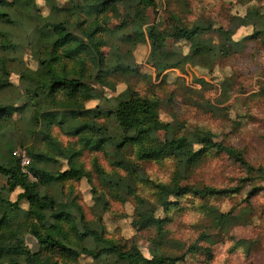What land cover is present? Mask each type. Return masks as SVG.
Wrapping results in <instances>:
<instances>
[{
  "label": "rangeland",
  "instance_id": "rangeland-1",
  "mask_svg": "<svg viewBox=\"0 0 264 264\" xmlns=\"http://www.w3.org/2000/svg\"><path fill=\"white\" fill-rule=\"evenodd\" d=\"M57 2L59 12L49 0L0 1V12L11 17L0 16V80L7 82L0 87V103L22 106L21 111L0 117V158L5 160L12 151L21 160L22 170L29 173L33 154L43 152L53 160L42 159L39 166L64 171L69 168L67 159L46 138L51 135L61 146L79 152L74 159L85 175L50 184L39 181L40 192L57 202L75 200L84 220L121 250L138 247L145 256L162 259L183 256L176 264H264V0H156L155 7L145 9L143 31L138 35L129 21V9L120 2L100 7L91 15L76 5L71 7L70 0ZM43 16L68 21L77 32L95 21L104 27L97 35L103 42L101 63H94L90 54L81 55L87 66L84 77L103 94L101 100L85 98L84 92L70 97L59 87L41 103L47 107L38 114V101L27 99L22 71L37 69L39 59L54 50L37 32ZM175 23H212L233 38L205 33L202 39L213 48L195 53L192 42L172 35ZM154 25L163 38L157 51L172 67L155 66L164 61L152 54L148 28ZM63 64L72 75H78L79 57L62 59L56 64L58 70ZM96 76L103 83H96ZM125 90L156 100L162 127L154 133L147 131L146 142L129 140L122 147L123 155H118L116 145L99 149L82 145L77 136L65 133L54 116L60 110L80 119L84 113L74 104L110 108L113 98ZM97 120L110 129L118 128L108 117ZM198 129L212 132L214 142L241 150L254 170L248 173L238 159L216 147L198 154L191 163L170 152L166 137L188 134L195 138ZM149 142L161 154L141 158L139 150ZM19 152L26 153L29 163L23 164ZM121 157L133 162L135 170L119 165ZM100 170L116 179L114 185L104 182ZM29 176L37 180L31 173ZM175 183L189 190L167 195V203H162L161 186ZM6 184L7 177L0 172V186ZM21 191L16 188L11 199L17 200ZM21 205L29 208L27 202ZM7 218L3 215L1 219ZM10 220L1 230L5 241L14 240L15 230H20L28 246L39 245L28 230L31 218L14 213ZM77 221L80 223L81 216ZM62 228L60 234L41 227V240L49 237L60 244L70 241L78 249L97 248L92 240L79 239L70 223L62 222ZM201 235L205 237L200 239ZM195 245L200 247L188 250ZM206 249L211 250L210 255ZM41 252L54 264H129L108 253L98 258L70 257L43 245ZM0 264L24 262L9 263L0 255ZM135 264L145 263L138 260Z\"/></svg>",
  "mask_w": 264,
  "mask_h": 264
},
{
  "label": "trees",
  "instance_id": "trees-1",
  "mask_svg": "<svg viewBox=\"0 0 264 264\" xmlns=\"http://www.w3.org/2000/svg\"><path fill=\"white\" fill-rule=\"evenodd\" d=\"M118 2L129 9V21L133 29L137 35L141 33L143 31L145 9L155 7L156 0H81L78 4L74 3V0H70L71 7L76 5L87 15H91L94 10H99L100 7H109ZM49 4L56 7V12H59V7H61L59 2L56 3V0H49ZM72 11L75 10L72 9ZM0 16H7V19L11 20L8 13L0 12ZM41 21H43V24L40 28L37 27V32L44 39L52 43L54 50L49 55L39 59L37 69L32 71L24 69L21 73V77L25 82L24 90L27 99L36 100L39 103L37 106L39 111L37 113L39 114L46 109L47 106H41V103L46 101L47 98H51L55 94V91H58L59 87L63 88L70 97H74L79 92H84L85 98L101 100L103 94L91 85L93 82H88L84 77L87 66L85 65V57L81 55L85 53L90 54L91 60L94 63H101V52L99 49L103 45V42L97 35L102 33L100 31L104 30V27L95 21L94 25L89 26L88 29L77 32L68 21L51 19L49 16H43ZM211 31L220 33V35H226V40L233 38L232 34L226 32L223 27H217L212 23L194 26L175 23L172 35L179 40L192 42L194 44V52L201 53L204 49L211 50L213 48V46L207 44V41L202 39L205 33H210ZM148 33L152 41V54L164 61L163 65L157 62L155 66L161 69L172 67L173 64L170 61H165L167 58L164 57L163 59L157 51L163 38L156 33L155 25L148 28ZM2 45L4 46V44ZM55 50L61 51L60 53H56ZM75 57H79L81 63L78 75H72L69 68L64 64L62 69L58 70L56 66L58 62L62 61V59L68 60ZM123 69L127 70L126 67H123ZM94 80L96 83H103V79L98 76ZM6 83V81L0 80V87L5 86ZM129 91L125 90L115 96L113 98L114 104L110 108H103L100 104H97L94 108H86L81 105L79 106L77 103L74 104L75 107H80V110L84 113L85 117H81L80 119H74L67 115V111L62 112L60 110H56L54 116L65 133L77 136L82 145L93 149L116 145L118 155H123L122 147L129 140L139 139V141L146 142L147 131H153L154 133L162 127V122L159 119V103L156 100L141 98L134 91ZM21 110L22 106H17L14 103H0V117L13 115ZM87 114L92 117L88 118ZM99 116H105L110 120H114L117 122L118 128L116 130L110 129L109 124L100 123L97 120ZM196 131L195 138H192L188 134L166 137L170 152L187 158V162L191 163L196 159L198 154L216 147L238 159L246 167L248 173L254 170V167L249 163L241 150L212 141L214 134L210 131L202 129ZM46 138L55 146L56 151L63 158L67 159L68 169L59 172L46 170L39 166L38 162L42 159H48L50 156H47L43 152H37L33 154L34 161L29 168V173L35 176L37 180H31L29 173L22 170L21 160L14 156L12 151L10 156L5 160L0 158V172L7 177V184L0 186V214H2L0 215L1 256L5 257L9 263L23 261L24 264H54L50 258L42 255L41 246L43 245L44 248H53L55 251L60 252V254L70 257H78L80 254H85L98 258L104 253L113 254L119 260H125L129 264H135L138 260L144 261L145 264H176L183 259V256H167L165 259L154 256L147 257L138 247L136 249L121 250L113 241L106 238L99 228L93 227L84 220L83 212L75 200L57 202L52 195L41 193L39 181L50 184L62 181L67 177L80 178L85 175L83 167L77 165L75 162L74 158L79 153L76 149L71 150L61 146L51 135L47 134ZM196 143L201 145L200 148L195 149L193 147ZM159 154L161 153L151 143L149 145L144 144L139 150L141 158H151ZM50 159L53 160V158ZM118 164L124 165L132 171L136 167L133 162L122 157L118 160ZM100 173L103 175L104 182L114 185L113 183L116 179L113 176L105 175L102 170H100ZM245 179L247 180L249 177ZM126 186L130 188L129 185L126 184ZM16 188H20L22 191L18 194L17 200H13L10 197V193L15 191ZM188 190V187H184L178 183L173 184L171 187L162 185L159 195L162 203H167V195H180L186 193ZM22 201L28 203V209L22 207ZM14 213H23L25 217L32 219L28 230L37 239L38 246H28L27 240L20 230H15L16 237L12 241H5L2 238L1 230L11 224L10 219ZM3 215L8 218L2 220ZM78 215L81 216L80 223L77 221ZM225 215V213L222 214V216ZM62 222L70 223L71 228L78 234L79 239L92 240L97 248L82 246L78 249L70 241L60 244L49 237L46 240H41V227H47L61 234L63 232ZM156 222L161 223V220L158 219ZM25 228L23 227V230ZM203 237L205 235H201L200 239H203ZM194 247L197 249L200 246H190L188 250L191 251ZM206 251L207 254H211L210 249H206Z\"/></svg>",
  "mask_w": 264,
  "mask_h": 264
},
{
  "label": "built area",
  "instance_id": "built-area-1",
  "mask_svg": "<svg viewBox=\"0 0 264 264\" xmlns=\"http://www.w3.org/2000/svg\"><path fill=\"white\" fill-rule=\"evenodd\" d=\"M19 155L21 156V158H22V162H23V164H26V163H29V158L27 157V155H26V153L25 152H19Z\"/></svg>",
  "mask_w": 264,
  "mask_h": 264
}]
</instances>
